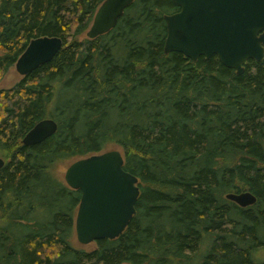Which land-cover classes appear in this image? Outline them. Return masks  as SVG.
I'll return each mask as SVG.
<instances>
[{
  "label": "trees",
  "instance_id": "trees-1",
  "mask_svg": "<svg viewBox=\"0 0 264 264\" xmlns=\"http://www.w3.org/2000/svg\"><path fill=\"white\" fill-rule=\"evenodd\" d=\"M102 1L0 0L1 72L32 39L63 42L0 90V264H264V58L237 75L166 54L172 0H134L87 38ZM45 118L56 132L24 146ZM111 147L138 179L136 212L86 250L71 241L81 192L53 169ZM243 191L256 202L225 198Z\"/></svg>",
  "mask_w": 264,
  "mask_h": 264
},
{
  "label": "water",
  "instance_id": "water-1",
  "mask_svg": "<svg viewBox=\"0 0 264 264\" xmlns=\"http://www.w3.org/2000/svg\"><path fill=\"white\" fill-rule=\"evenodd\" d=\"M134 0H104L86 31L95 38L115 27ZM179 11L164 15L167 29L164 52H179L193 62L199 57L218 61L237 75L249 60L264 58V0H172ZM58 37L32 39L14 64L26 76L48 63L62 48ZM51 118L37 122L22 138L24 146L41 143L53 135ZM4 161L0 158V168ZM65 184L81 192L74 233L80 245L117 238L135 215L138 179L124 169L120 150L112 149L73 161L64 172ZM225 198L240 207L256 202L249 191L228 193Z\"/></svg>",
  "mask_w": 264,
  "mask_h": 264
},
{
  "label": "rangeland",
  "instance_id": "rangeland-1",
  "mask_svg": "<svg viewBox=\"0 0 264 264\" xmlns=\"http://www.w3.org/2000/svg\"><path fill=\"white\" fill-rule=\"evenodd\" d=\"M84 36V35H83ZM83 36H81L80 38H82ZM22 78V76H20L15 68H14V65L12 67H10L7 71L5 72H1L0 71V90H6V89H9L11 88L12 86H14V84L16 82H18L20 79ZM112 149H117V150H120V148L118 147H111L109 148V150H112ZM1 158V157H0ZM77 160L76 158H72V159H69V160H64V161H61V162H58L55 164L54 166V169H53V173L54 175L64 181V172L66 170V168L73 162ZM72 241V244H74V246L76 247H80V248H83V249H86V250H90L92 248L95 247L94 245V242L93 243H89L87 245H80L77 240H76V236H75V233L71 239Z\"/></svg>",
  "mask_w": 264,
  "mask_h": 264
},
{
  "label": "flooded vegetation",
  "instance_id": "flooded-vegetation-1",
  "mask_svg": "<svg viewBox=\"0 0 264 264\" xmlns=\"http://www.w3.org/2000/svg\"><path fill=\"white\" fill-rule=\"evenodd\" d=\"M179 11V10H178ZM213 56H215V55H213ZM202 57V56H201ZM212 57V56H211ZM217 57V56H216Z\"/></svg>",
  "mask_w": 264,
  "mask_h": 264
}]
</instances>
